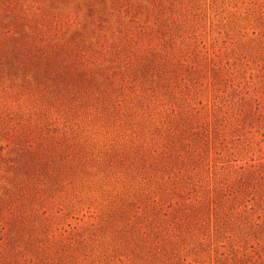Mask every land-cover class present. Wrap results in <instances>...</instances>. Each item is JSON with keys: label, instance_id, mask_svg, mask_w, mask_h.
<instances>
[{"label": "rangeland", "instance_id": "374dc122", "mask_svg": "<svg viewBox=\"0 0 264 264\" xmlns=\"http://www.w3.org/2000/svg\"><path fill=\"white\" fill-rule=\"evenodd\" d=\"M241 255L264 264V0H0V264Z\"/></svg>", "mask_w": 264, "mask_h": 264}, {"label": "trees", "instance_id": "16d2710c", "mask_svg": "<svg viewBox=\"0 0 264 264\" xmlns=\"http://www.w3.org/2000/svg\"><path fill=\"white\" fill-rule=\"evenodd\" d=\"M245 175H242L240 179L226 183L217 190H215L214 194L211 196L210 201L208 203L202 202L199 205H194L193 210H196L194 215H197L198 212L205 211V213L209 214V209H211V202L214 204L213 212L216 214H222V212L227 208H235L238 210L239 205L236 204L234 206L233 202L243 200L245 196L249 193L245 187L246 182L244 179ZM250 200V199H248ZM238 212V211H236ZM262 254L258 252V258L256 261H261ZM248 256L241 255L235 259V262L238 264H247Z\"/></svg>", "mask_w": 264, "mask_h": 264}]
</instances>
